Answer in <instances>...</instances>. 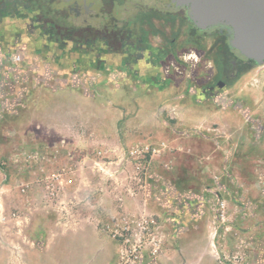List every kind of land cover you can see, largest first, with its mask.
<instances>
[{
	"label": "rangeland",
	"instance_id": "obj_1",
	"mask_svg": "<svg viewBox=\"0 0 264 264\" xmlns=\"http://www.w3.org/2000/svg\"><path fill=\"white\" fill-rule=\"evenodd\" d=\"M6 30L0 33V264H31L39 241L45 247L32 264H65L69 252L73 264L105 262L104 256L54 248L61 233L39 214L59 202L69 182L85 178L116 179V191L136 205L141 200V211L162 216L170 250L181 243L193 257L190 264H264V63L254 62L222 87L202 51L180 71L117 78V72L70 69L25 31ZM180 95L211 119L181 125ZM164 128L171 129L169 141L158 135ZM204 133L219 134L225 149L211 153ZM246 147L248 156L241 150ZM131 149H144L143 168ZM71 185H81L80 192L97 186ZM31 193L46 196L36 200ZM174 196L181 214L172 224L178 204L160 198ZM136 208L129 212L137 215Z\"/></svg>",
	"mask_w": 264,
	"mask_h": 264
},
{
	"label": "flooded vegetation",
	"instance_id": "obj_2",
	"mask_svg": "<svg viewBox=\"0 0 264 264\" xmlns=\"http://www.w3.org/2000/svg\"><path fill=\"white\" fill-rule=\"evenodd\" d=\"M8 26L70 69L117 72V78L180 71L202 51L222 87L255 62L230 46L228 27L200 28L172 0H0L3 36Z\"/></svg>",
	"mask_w": 264,
	"mask_h": 264
},
{
	"label": "crops",
	"instance_id": "obj_3",
	"mask_svg": "<svg viewBox=\"0 0 264 264\" xmlns=\"http://www.w3.org/2000/svg\"><path fill=\"white\" fill-rule=\"evenodd\" d=\"M186 99V96L180 95L178 96L175 101L177 104H181ZM149 102V101H148ZM150 104V102H149ZM183 111L181 110L179 112V122L184 127L190 126V127H196L199 125V119L208 121L211 116L208 114H205L203 117L198 115L199 111H203V109H200L198 106H192V104L188 105L187 102L184 101L183 103ZM206 113V112H205ZM172 118V117H170ZM165 121V120H162ZM179 131V130H178ZM148 132H151L148 130ZM164 139L168 140L172 136L171 129L164 128V130L159 131L158 135H163ZM202 137L207 138L211 143L212 146L210 147V152H218L223 151L225 148L221 147L219 142V134L211 133L202 134ZM144 136V133H143ZM189 136L197 137L199 135H196V133H191ZM180 137V136H176ZM176 139V138H174ZM188 139V138H187ZM177 140H180L177 139ZM239 147V146H238ZM233 148V147H231ZM229 147L228 149L231 150ZM240 149V147H239ZM196 150H198L196 148ZM242 152L245 153V155H249L251 153L250 147L242 148ZM212 157V155H211ZM145 183V181H143ZM84 184L83 187L85 188L86 185L90 184H97L96 187L89 188L87 192H80L77 191L81 189L80 187H74V189L70 188L71 184ZM95 186V185H94ZM117 181L116 179H108V178H102L100 180H97L95 182V179H80L79 182H69V188L67 191H65L63 194H61L62 197H60L59 202H62L59 204H53V208H46L45 211H40V215L42 217H39L45 220L46 223H51L53 226V229H59L56 230L61 233L62 240L59 241V243L55 244L54 248L62 249L70 251L71 249H76V251L79 253H86L91 254L93 259L96 258L97 255H100L101 257H105V262L103 264H114V262L117 259L118 256V245L117 242L110 237H108L106 234H104L98 227L97 221L99 219L105 218L110 219L113 215L118 214L122 211H130L132 208L137 206L136 209H138L139 213L143 212L139 208H143V202L140 203V201L134 202V198H131L132 200H128L125 196L122 195V191L119 192V190L116 191ZM82 187V188H83ZM129 190V189H128ZM133 191H131L129 194L131 195ZM128 194V193H127ZM168 195V194H167ZM46 196V193H31L32 199H44ZM159 198V197H157ZM173 198H176L175 201H173L172 197L169 199H161V203H168V202H176L178 205L174 204L173 208L171 209V213H173L172 220H176L172 222V224H175L177 220L179 219V216L181 214V209L179 208V204L181 201L178 199V197L174 196ZM121 199V201H119ZM125 201H123V200ZM128 200V201H127ZM134 204V206H133ZM166 205V204H165ZM176 206V207H175ZM111 210V211H110ZM166 214H168V209H165ZM38 215V213H37ZM162 218V216L160 217ZM170 218V217H169ZM48 225V224H47ZM55 227V228H54ZM166 235V234H165ZM178 242V241H177ZM171 239L166 235V240L164 243V249L163 252L155 258V260L147 261L145 264H170L173 262V260H176L179 264H190L191 260H193L191 255H188L186 251H184L181 246V243L173 247V250H170ZM45 247V245L42 244V241H39L37 245H33L34 249L32 252H34L35 255L30 256V262L29 263H38V252L39 249ZM73 252L68 253V259L66 258L65 264H73L74 263V256H72ZM33 257H35V260H33ZM86 257V256H85ZM27 259V257H26ZM98 261V260H96ZM22 262V260H21ZM20 262V263H21ZM24 262H28V260H25ZM48 263V261H46ZM90 263V262H89ZM198 263V262H196Z\"/></svg>",
	"mask_w": 264,
	"mask_h": 264
},
{
	"label": "water",
	"instance_id": "obj_4",
	"mask_svg": "<svg viewBox=\"0 0 264 264\" xmlns=\"http://www.w3.org/2000/svg\"><path fill=\"white\" fill-rule=\"evenodd\" d=\"M186 7L200 28L224 25L230 46L244 57L264 63V0H172Z\"/></svg>",
	"mask_w": 264,
	"mask_h": 264
},
{
	"label": "built area",
	"instance_id": "obj_5",
	"mask_svg": "<svg viewBox=\"0 0 264 264\" xmlns=\"http://www.w3.org/2000/svg\"><path fill=\"white\" fill-rule=\"evenodd\" d=\"M264 67V65H263ZM138 149L128 151L130 157L134 158L137 168H143ZM217 216L224 219L223 203L220 202ZM99 229L118 245V256L114 264H145L148 260L157 258L164 249L166 235L163 229L161 218L146 212L131 213L122 211L114 215L111 219H99L97 221ZM210 246L214 251V244ZM219 262L222 257L217 253Z\"/></svg>",
	"mask_w": 264,
	"mask_h": 264
}]
</instances>
